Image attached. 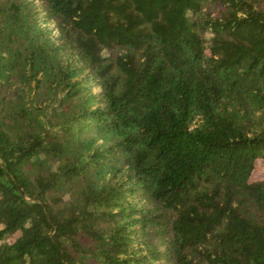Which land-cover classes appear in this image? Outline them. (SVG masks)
<instances>
[{
  "label": "trees",
  "instance_id": "obj_1",
  "mask_svg": "<svg viewBox=\"0 0 264 264\" xmlns=\"http://www.w3.org/2000/svg\"><path fill=\"white\" fill-rule=\"evenodd\" d=\"M261 163L264 0H0V264H264Z\"/></svg>",
  "mask_w": 264,
  "mask_h": 264
},
{
  "label": "rangeland",
  "instance_id": "obj_2",
  "mask_svg": "<svg viewBox=\"0 0 264 264\" xmlns=\"http://www.w3.org/2000/svg\"><path fill=\"white\" fill-rule=\"evenodd\" d=\"M47 26H48L49 28H53V23L49 22V23L47 24ZM53 33H56L54 29H53ZM93 90H94V91H97V87H96V86H93ZM45 95H46V92L42 93V96H41V97H40V96H36V98H38V100H41L40 98H44ZM259 163H260V162H259ZM260 166H261V168H264V167H263L264 164L261 163ZM260 171H261V169H259V173H260ZM257 176H258V175H257Z\"/></svg>",
  "mask_w": 264,
  "mask_h": 264
}]
</instances>
